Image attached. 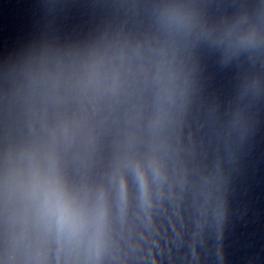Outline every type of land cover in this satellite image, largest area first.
Listing matches in <instances>:
<instances>
[{
	"label": "clouds",
	"instance_id": "9594fccd",
	"mask_svg": "<svg viewBox=\"0 0 264 264\" xmlns=\"http://www.w3.org/2000/svg\"><path fill=\"white\" fill-rule=\"evenodd\" d=\"M138 179L140 181L141 187L144 190L145 198L147 197V181L142 170H138ZM126 199V191L124 185H121V201L122 204ZM105 210L101 207L97 213L96 220L98 225V235L99 230L102 229ZM55 222L58 233L61 237L68 236L69 238L74 237L83 227V222L79 216L74 214L65 200L64 194L61 189L53 187L51 190L45 193L41 210L38 215V223L45 226H49ZM99 241L97 240V245Z\"/></svg>",
	"mask_w": 264,
	"mask_h": 264
}]
</instances>
